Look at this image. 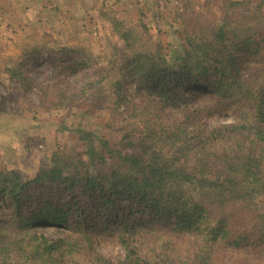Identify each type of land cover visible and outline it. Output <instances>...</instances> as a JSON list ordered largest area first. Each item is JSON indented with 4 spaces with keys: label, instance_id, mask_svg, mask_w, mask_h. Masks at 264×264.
<instances>
[{
    "label": "trees",
    "instance_id": "trees-1",
    "mask_svg": "<svg viewBox=\"0 0 264 264\" xmlns=\"http://www.w3.org/2000/svg\"><path fill=\"white\" fill-rule=\"evenodd\" d=\"M224 18L168 55L114 20L128 54L100 71L63 67L48 49L38 73L11 75L38 104L100 93L125 133L112 143L81 131L84 154L59 148L34 180L0 168V264H264V0L235 1ZM221 118L234 122L210 129ZM134 142L146 158L125 153ZM110 241L119 263L98 251Z\"/></svg>",
    "mask_w": 264,
    "mask_h": 264
},
{
    "label": "rangeland",
    "instance_id": "rangeland-1",
    "mask_svg": "<svg viewBox=\"0 0 264 264\" xmlns=\"http://www.w3.org/2000/svg\"><path fill=\"white\" fill-rule=\"evenodd\" d=\"M235 1L240 0H0V168L20 171L25 180H34L40 169L51 167L52 156L59 148L84 154L81 131L112 143L125 133L123 121L110 113L100 93L94 95L88 90L78 98L72 97L71 104L50 90L51 97L38 104L37 98L22 96L14 85L16 78L10 82L12 74L38 73L51 59L48 49L54 52L52 59L64 61L63 67L87 62V67H81L87 76L100 71L113 54L116 58L128 54L127 46L114 31V20L123 22L125 30L139 34L143 44L151 49L162 48L168 55L179 45L182 48L185 33L201 24L219 27L227 7ZM241 11V7L234 8V15L228 14L233 15L230 20L234 26L240 21ZM16 68L21 71H14ZM36 81L42 84H37L34 95L41 99L48 85L39 77ZM89 81L69 79L79 89ZM192 88L205 91L202 87ZM231 122L234 120L230 118L211 119L210 129ZM132 135L133 139L146 137L140 131ZM132 135L127 141H133ZM131 148L125 153L146 158L142 144L134 142ZM98 251L114 263L125 255L116 241L101 244ZM79 263L92 261L82 257Z\"/></svg>",
    "mask_w": 264,
    "mask_h": 264
}]
</instances>
